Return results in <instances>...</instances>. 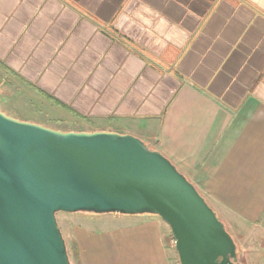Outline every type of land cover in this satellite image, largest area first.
Segmentation results:
<instances>
[{
  "label": "crops",
  "instance_id": "1",
  "mask_svg": "<svg viewBox=\"0 0 264 264\" xmlns=\"http://www.w3.org/2000/svg\"><path fill=\"white\" fill-rule=\"evenodd\" d=\"M14 83L65 111L63 130L159 150L241 264H264V0H0V84ZM62 213L80 264L173 261L156 214Z\"/></svg>",
  "mask_w": 264,
  "mask_h": 264
},
{
  "label": "water",
  "instance_id": "2",
  "mask_svg": "<svg viewBox=\"0 0 264 264\" xmlns=\"http://www.w3.org/2000/svg\"><path fill=\"white\" fill-rule=\"evenodd\" d=\"M59 211L156 214L180 264H241L223 222L159 150L129 133L60 130L0 108V264H71Z\"/></svg>",
  "mask_w": 264,
  "mask_h": 264
},
{
  "label": "rangeland",
  "instance_id": "3",
  "mask_svg": "<svg viewBox=\"0 0 264 264\" xmlns=\"http://www.w3.org/2000/svg\"><path fill=\"white\" fill-rule=\"evenodd\" d=\"M31 96L32 95L30 94V92L26 90V87L24 86H20L18 84L17 85L15 84V86H13V84L11 86L0 84V108L6 114L20 120L35 122L55 129L63 130L67 128L68 124L71 121L66 118L67 113L65 111H62L59 108L57 109L51 108L50 106H47V104L44 102L41 101L38 102L35 99H31L32 98ZM62 214L64 213H62L61 211L55 213L59 228L60 226H62V228L64 226L63 223L64 215ZM105 214L106 215H103L104 218L103 222H115L120 220L119 218H121V215L120 214L118 215V213H105ZM166 227L168 228L167 230H169V234L171 236L170 239L172 240L173 237L171 235L168 225ZM62 236L65 240V244L68 247L71 246L72 242L69 241L68 234L65 232V235L62 233ZM172 244L171 247H173L174 249V246H172ZM173 249L170 250H172L173 252L172 257L173 260H175L177 258V254L176 251ZM238 249L239 248L237 247V250Z\"/></svg>",
  "mask_w": 264,
  "mask_h": 264
},
{
  "label": "trees",
  "instance_id": "4",
  "mask_svg": "<svg viewBox=\"0 0 264 264\" xmlns=\"http://www.w3.org/2000/svg\"><path fill=\"white\" fill-rule=\"evenodd\" d=\"M66 250H67V254H68L70 263L71 264H80L77 245H76L75 241H72V245L69 247L66 245Z\"/></svg>",
  "mask_w": 264,
  "mask_h": 264
},
{
  "label": "built area",
  "instance_id": "5",
  "mask_svg": "<svg viewBox=\"0 0 264 264\" xmlns=\"http://www.w3.org/2000/svg\"><path fill=\"white\" fill-rule=\"evenodd\" d=\"M172 243H173V245H174V240H173V238H172ZM171 264H180L179 261H178V258H176L175 260H173Z\"/></svg>",
  "mask_w": 264,
  "mask_h": 264
}]
</instances>
